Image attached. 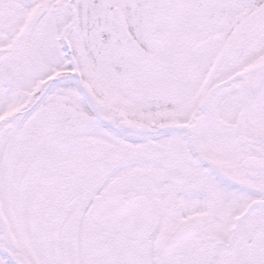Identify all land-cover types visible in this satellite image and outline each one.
I'll return each instance as SVG.
<instances>
[{
    "label": "snow or ice",
    "instance_id": "1",
    "mask_svg": "<svg viewBox=\"0 0 264 264\" xmlns=\"http://www.w3.org/2000/svg\"><path fill=\"white\" fill-rule=\"evenodd\" d=\"M0 264H264V0H0Z\"/></svg>",
    "mask_w": 264,
    "mask_h": 264
}]
</instances>
